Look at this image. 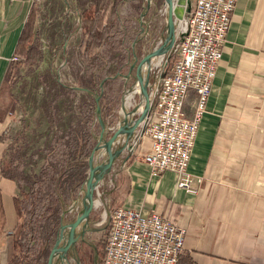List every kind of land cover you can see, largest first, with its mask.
Wrapping results in <instances>:
<instances>
[{"label":"crops","instance_id":"crops-1","mask_svg":"<svg viewBox=\"0 0 264 264\" xmlns=\"http://www.w3.org/2000/svg\"><path fill=\"white\" fill-rule=\"evenodd\" d=\"M31 7L32 0H0V86ZM194 97L190 90L188 113ZM118 104L110 112L115 121ZM5 120L0 121L5 216L0 264L6 259V234L16 223L13 196L18 193L16 180L1 172ZM150 142L142 135L115 160L114 181L106 190L111 205L121 203L143 214L155 211L183 226L176 264H264V0H236L188 163L194 191L178 186L173 170L151 173L142 159Z\"/></svg>","mask_w":264,"mask_h":264},{"label":"rangeland","instance_id":"rangeland-1","mask_svg":"<svg viewBox=\"0 0 264 264\" xmlns=\"http://www.w3.org/2000/svg\"><path fill=\"white\" fill-rule=\"evenodd\" d=\"M90 2L91 0H32L37 13L31 44L36 45L38 54L35 58L33 56L28 59L18 56V63L9 78L10 86H6L0 95V102L10 107L3 132L8 144L3 160L15 165L21 162V170L25 173L37 170L42 162L41 149L53 144L56 133L66 132L80 109L90 103L91 96L87 91L74 88L79 85V78L85 74L79 43L83 35L82 12ZM164 3V0H140V9L136 10L132 0H123L117 6V16L121 22L119 29L122 30L129 22L130 29L136 28L138 32L133 41L127 37L123 39L128 48L129 59L118 67L110 65L112 80L107 88L102 86L104 100L110 106L107 113L113 110L114 104L119 103L117 111L120 116L122 99L125 105L129 87H135L138 83L135 80L136 66L131 67V63L137 64L141 56L156 44L160 34L165 35ZM138 100L136 92L129 107ZM99 129L97 125L93 132L95 142ZM104 136L107 138L109 135L105 132ZM103 157L101 150L95 153L96 162L102 161ZM113 168L112 166L110 173L103 179L102 186L97 188L98 193L94 197L99 202L91 211L94 216L87 223L89 230L75 244L77 261L74 260L73 253L68 256L72 264H94L97 247L102 248L109 210L112 207L106 190L110 186L107 183L114 181L116 172ZM81 196L82 191L79 199L70 204L68 216L75 217L81 206ZM98 252L101 254V250Z\"/></svg>","mask_w":264,"mask_h":264},{"label":"built area","instance_id":"built-area-1","mask_svg":"<svg viewBox=\"0 0 264 264\" xmlns=\"http://www.w3.org/2000/svg\"><path fill=\"white\" fill-rule=\"evenodd\" d=\"M236 0H189L175 21V41L169 52L152 60L148 91L152 103L142 130L150 137V150L142 154L152 174L173 170L178 186L194 191L188 172L198 126L206 110L212 80L222 56ZM163 13L166 12L165 3ZM162 41L160 35L156 44ZM195 97L185 110L188 92ZM113 126V125H111ZM98 193V191H97ZM185 228L167 215L121 203L109 210L103 254L96 264H176L183 249Z\"/></svg>","mask_w":264,"mask_h":264},{"label":"trees","instance_id":"trees-1","mask_svg":"<svg viewBox=\"0 0 264 264\" xmlns=\"http://www.w3.org/2000/svg\"><path fill=\"white\" fill-rule=\"evenodd\" d=\"M123 0H91L83 9V35L79 43L80 56L85 65V74L79 78V85L92 90L90 103L80 109L75 120L66 132L54 135L53 144L41 149L42 162L37 170L25 173L21 170L22 163L1 162V172L4 176L13 178L18 184L15 193L14 206L16 223L6 234V259L3 264H41L47 263L48 254L54 242L62 214L80 194L88 170V157L95 143L93 132L97 128L96 100L94 93H100L99 104L104 121L112 125L115 114L107 113L108 104L105 102V92L101 85L107 88L112 78L110 65L120 66L129 59L128 48L123 39L133 41L138 30L130 29L129 22L119 29L120 21L117 16V6ZM135 9H140V0H132ZM37 9L32 7L20 31L15 46L14 56L6 69L0 95L8 84L11 72L18 63V56L24 59L34 58L38 54L36 45H32ZM121 51L118 52L117 51ZM10 107L0 102V121L7 118ZM108 135L111 130H108ZM8 144L6 145L7 149ZM65 219H73L68 216ZM90 213L89 222L91 221ZM5 231V216L0 195V235ZM107 233L105 230L104 238ZM98 248L96 264L103 254ZM101 250V254L98 252Z\"/></svg>","mask_w":264,"mask_h":264},{"label":"water","instance_id":"water-1","mask_svg":"<svg viewBox=\"0 0 264 264\" xmlns=\"http://www.w3.org/2000/svg\"><path fill=\"white\" fill-rule=\"evenodd\" d=\"M164 2L166 6V21L164 26L165 35L163 33L161 34L163 36L162 41L144 53L137 64L132 62L130 65L131 67L136 66L135 80L138 81L139 85V91L137 92L139 100L132 106L126 108L124 99H122L123 103L121 104L120 116L117 121L112 124L113 126H111L107 124L102 117L99 104L100 93H94V98L97 103L96 120L100 129L97 134L96 142L88 157L87 175L80 190V193L82 191L81 206L75 217L70 221L64 218L70 207L64 210L62 222L59 225L46 264H58L59 262L60 264H70L68 255L72 253L75 255L74 250L76 242L84 238L85 232L89 230L87 223L89 222V215L96 205L97 199L94 196L97 194L98 186L110 173L115 160L120 154L126 149L128 151L132 150V139L135 133L139 129H143L142 127L146 115L152 106L148 91V80L152 59L169 52L175 41V21L177 18L182 17L184 9H189L188 6H186V8L184 7L185 3H188L189 0H164ZM144 63L146 64V69L143 74L141 67ZM132 87L133 85L129 87L128 91ZM74 88L85 90L89 93L92 92L88 87L80 85L74 86ZM108 130H111V134L106 138L104 133H107ZM98 150H101L104 155L100 162H96L95 160V153ZM127 157L128 155L123 159L125 160ZM79 196L75 201L79 199Z\"/></svg>","mask_w":264,"mask_h":264},{"label":"bare ground","instance_id":"bare-ground-1","mask_svg":"<svg viewBox=\"0 0 264 264\" xmlns=\"http://www.w3.org/2000/svg\"><path fill=\"white\" fill-rule=\"evenodd\" d=\"M154 59V58H153ZM152 59V60H153ZM159 59H160V57L159 58H157V59H154V61L155 62H157V61H159ZM145 69H146V64L144 63V64H142V67H141V70H142V73L144 74L145 73ZM134 86V85H133ZM139 91V85H138V83L135 85V87H133L132 89H130L129 90V92H128V95H127V100H129L130 98H131V96L135 93V92H138ZM136 94V93H135ZM133 98V97H132ZM99 202V200L96 202V203H98ZM101 204V203H100Z\"/></svg>","mask_w":264,"mask_h":264},{"label":"flooded vegetation","instance_id":"flooded-vegetation-1","mask_svg":"<svg viewBox=\"0 0 264 264\" xmlns=\"http://www.w3.org/2000/svg\"><path fill=\"white\" fill-rule=\"evenodd\" d=\"M74 252H75V251H74ZM76 257H77V254L75 253V256H74V258H75L74 260H75V261H77V260H76ZM69 262H70V264H72V263H71V259H70V257H69ZM75 263H76V262H75ZM78 263H79V262H78ZM78 263H76V264H78Z\"/></svg>","mask_w":264,"mask_h":264}]
</instances>
